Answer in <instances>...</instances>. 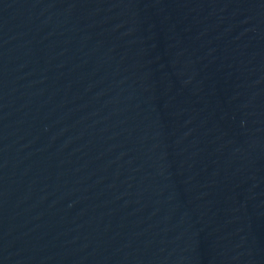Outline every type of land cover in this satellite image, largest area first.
<instances>
[{"label":"water","instance_id":"1","mask_svg":"<svg viewBox=\"0 0 264 264\" xmlns=\"http://www.w3.org/2000/svg\"><path fill=\"white\" fill-rule=\"evenodd\" d=\"M0 264H264V0H0Z\"/></svg>","mask_w":264,"mask_h":264}]
</instances>
